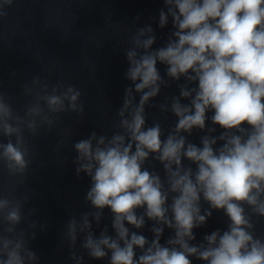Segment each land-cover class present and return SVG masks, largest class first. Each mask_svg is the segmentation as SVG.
I'll list each match as a JSON object with an SVG mask.
<instances>
[{
  "label": "clouds",
  "instance_id": "clouds-1",
  "mask_svg": "<svg viewBox=\"0 0 264 264\" xmlns=\"http://www.w3.org/2000/svg\"><path fill=\"white\" fill-rule=\"evenodd\" d=\"M13 3L0 0V17ZM163 4L157 26L171 22V30L161 46L154 47L152 24L134 22L124 29L130 32L127 47H114L123 51L130 83L110 134L97 123L101 134L92 131L70 143L75 174L90 184L87 210L70 212L62 232L69 259L84 264L86 253L107 264H264V232L257 231L264 222V0ZM172 84L178 94L152 103ZM21 94L30 99L18 108L14 96L0 90V264L40 259L30 241L47 224L33 219L35 208L25 212L33 193L26 182L37 156L30 141L41 129H58L64 113H75L77 123L85 115L83 93L63 80L49 84L34 76ZM149 108L160 113L151 124ZM169 114L175 119L165 127ZM69 134L74 130L61 133L58 157ZM194 134L198 143L190 139ZM21 187L25 191L15 195ZM214 212L222 213L224 228L194 243L195 230ZM149 222L151 239L142 233ZM166 230L170 235L162 243Z\"/></svg>",
  "mask_w": 264,
  "mask_h": 264
}]
</instances>
